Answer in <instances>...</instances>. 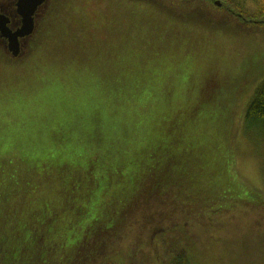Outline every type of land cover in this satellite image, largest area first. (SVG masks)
Masks as SVG:
<instances>
[{
  "label": "rangeland",
  "instance_id": "374dc122",
  "mask_svg": "<svg viewBox=\"0 0 264 264\" xmlns=\"http://www.w3.org/2000/svg\"><path fill=\"white\" fill-rule=\"evenodd\" d=\"M234 1L238 7H229L231 0H199L194 10L175 12L163 0H46L37 12L39 26L21 40L18 57L0 38V153L10 150L16 163L55 159L60 152L69 159L71 152L83 150L94 125L101 124L115 142L125 127V132L144 133L154 123L153 132L158 115L168 116V104L187 103L196 109L192 121L197 123L188 138L208 163L221 167L210 183L264 199V138L248 137L242 117L236 124L264 76V25L258 23L264 19L252 16L259 0ZM16 2L0 0V14L15 24ZM71 4L77 6L71 9ZM230 8L253 23L232 20L245 29L223 24ZM188 11L194 15L184 21ZM81 25L93 27L92 38L100 41L82 42L86 55L76 46H57L52 53L38 48L55 34L63 46L70 43L73 33L80 36L74 28ZM40 52L46 63H38ZM71 57L76 60L70 62ZM123 142L133 144L127 134ZM115 150L112 144L106 152Z\"/></svg>",
  "mask_w": 264,
  "mask_h": 264
},
{
  "label": "trees",
  "instance_id": "16d2710c",
  "mask_svg": "<svg viewBox=\"0 0 264 264\" xmlns=\"http://www.w3.org/2000/svg\"><path fill=\"white\" fill-rule=\"evenodd\" d=\"M163 1L178 12L199 0ZM259 2L252 16L264 19ZM227 15L229 26L253 23L239 9ZM172 104L153 132L154 123L144 133L125 127L113 142L94 125L69 159L16 163L0 153V264H264V199L210 183L221 167L188 138L196 109ZM243 104L236 124L242 117L248 137L264 138V76Z\"/></svg>",
  "mask_w": 264,
  "mask_h": 264
},
{
  "label": "water",
  "instance_id": "95a60500",
  "mask_svg": "<svg viewBox=\"0 0 264 264\" xmlns=\"http://www.w3.org/2000/svg\"><path fill=\"white\" fill-rule=\"evenodd\" d=\"M45 1L46 0H17L15 11L19 19V25L15 28L10 26L12 24L11 18L0 14V38L6 42L8 52L11 56L15 58L18 57L21 53V40L33 34L37 12ZM217 6H219V4H217Z\"/></svg>",
  "mask_w": 264,
  "mask_h": 264
},
{
  "label": "crops",
  "instance_id": "0c3cea01",
  "mask_svg": "<svg viewBox=\"0 0 264 264\" xmlns=\"http://www.w3.org/2000/svg\"><path fill=\"white\" fill-rule=\"evenodd\" d=\"M77 5L75 4V5H70V7H71V9H73V7H76ZM102 8H104V7H102ZM57 14H56V17H54L55 18V20H56V22H57V25H59V27H61L62 29H64V26H63V24L61 23V19H59V18H57ZM63 17H66V15H63ZM74 17V16H73ZM76 20H77V18H76ZM40 21H42L43 22V20H40ZM47 22H49V19H47L46 20V23ZM63 22H66V19L63 21ZM110 22H112V21H110ZM106 23H108V22H106ZM36 26H39V19H36L35 20V28H36ZM58 27V28H59ZM72 28L73 27H71V30H72ZM90 28V29H89ZM93 27H91V26H89L88 27V30H86V27L85 26H79V27H77V28H74V30H78L79 31V35L80 36H78V33H73V36L72 37H69L68 38V40H69V42L70 43H67V44H65L64 46L61 44V42H60V36H57L56 34L55 35H53V36H51L50 38L48 37L45 41H43L42 40V43H40L39 45H38V48L41 50H43V51H49L50 53H52V52H54V49H56L57 48V46H60V47H75V50L77 51V52H80V54H82V55H86L85 53H83V45H84V43H85V41H86V44L85 45H87L88 46V43L90 44V43H97V44H99L100 43V41L98 40V39H93L92 38V33H93ZM65 30V29H64ZM57 31H58V29H57ZM67 32V31H66ZM57 33V32H56ZM71 33H72V31H71ZM82 42H84V43H82ZM93 45V44H92ZM41 50V51H42ZM41 54V52L39 53V54H37V57H38V63L39 64H42V63H46V61L45 62H43L44 61V59H42V56L40 55ZM70 54V53H69ZM71 55V54H70ZM36 59V58H35ZM58 59V58H57ZM40 60H43V61H40ZM74 60H76V59H74V58H72L71 57V59H70V62H74ZM48 63H50V62H48ZM38 65V64H37Z\"/></svg>",
  "mask_w": 264,
  "mask_h": 264
},
{
  "label": "flooded vegetation",
  "instance_id": "af4514ba",
  "mask_svg": "<svg viewBox=\"0 0 264 264\" xmlns=\"http://www.w3.org/2000/svg\"><path fill=\"white\" fill-rule=\"evenodd\" d=\"M15 28V27H14Z\"/></svg>",
  "mask_w": 264,
  "mask_h": 264
}]
</instances>
